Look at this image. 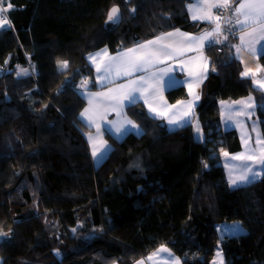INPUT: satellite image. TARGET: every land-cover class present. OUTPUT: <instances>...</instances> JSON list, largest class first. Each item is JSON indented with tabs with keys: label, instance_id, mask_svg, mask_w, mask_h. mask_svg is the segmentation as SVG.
I'll use <instances>...</instances> for the list:
<instances>
[{
	"label": "trees",
	"instance_id": "obj_1",
	"mask_svg": "<svg viewBox=\"0 0 264 264\" xmlns=\"http://www.w3.org/2000/svg\"><path fill=\"white\" fill-rule=\"evenodd\" d=\"M192 1L5 2L11 27H0V233H14L0 240L1 264H133L161 246L182 264H213L218 243L222 264H264V174L231 187L222 161L242 147L238 132L222 125L220 100L254 95L264 134V91L241 76L236 23L235 34L224 29L228 39L206 49L199 138L192 124L170 128L135 103L127 111L141 131L106 132L110 147L97 162L80 115L85 91L96 87L89 54L176 28L213 27L191 18ZM114 5L122 23L109 31L104 22ZM63 60L66 69L58 67ZM260 60L264 67V53ZM21 70L27 74L18 76ZM167 96L177 102L188 93L179 86ZM234 221L245 231L219 232V223Z\"/></svg>",
	"mask_w": 264,
	"mask_h": 264
},
{
	"label": "crops",
	"instance_id": "obj_2",
	"mask_svg": "<svg viewBox=\"0 0 264 264\" xmlns=\"http://www.w3.org/2000/svg\"><path fill=\"white\" fill-rule=\"evenodd\" d=\"M195 2L196 0H193L189 5H193ZM212 15L219 16L217 14L216 9L212 10ZM213 27L208 28L202 32H193L181 28H176L166 31L164 33H160L150 39H147L141 43L135 44L121 51L112 53L108 50V48L104 47L91 53V54H97L96 62L95 63L90 62L95 73L96 87L92 90L88 89L85 91L87 97V105L84 108V110L86 108L89 109L88 115L91 116L93 120L96 121V123L100 124V135L99 137L96 138L98 146H100L101 141L106 142L107 145H109L108 139L106 138V132H110L112 135H114L117 138H122L129 131L138 132L137 130L131 129L130 126L126 125L125 127L128 128L129 130L126 131L124 135L120 136L114 132V125L108 124L109 121L122 123L125 119H128L131 120L135 125L139 126V124L135 122V120L128 114L127 108L129 105L126 101L124 102L123 107H121L120 105H117L114 102L107 99V97H98V98H93L92 103L90 104L88 94L106 93L108 94V96H115V95L122 96L128 91V89L126 88L121 89L120 88L121 85L127 84L130 79H137L138 77L141 76L147 78L151 72L157 71L158 69H171V70L168 72L167 75L163 76L160 79L159 91L155 95L150 94L149 91H145L143 96L138 95V99L136 103H143L147 111L152 116L161 119L170 128H176L181 125L192 124L195 128L196 134H197V128H199L200 130L199 134H202L196 107L199 100L202 97L203 85L207 79L210 70V59L206 53L208 44L207 41L194 42L190 40L189 37L201 36L205 32L211 31ZM251 31H252L251 27H241L240 25H237V40L235 42V46L238 45L241 46L242 51L241 54L237 56L236 47H235V55L241 61L243 68L242 72L245 70V67L251 69L253 72L256 71L258 65L264 68L260 60V56L264 53V48H262V46H264V41H258L254 43L253 46L257 49L255 58L253 57V54L249 51L248 47L246 45L241 44L240 36L243 35L244 33H248ZM166 33H185L189 35L182 36L177 34L172 37H165ZM224 36L225 33L223 31L222 35L220 36V39H223ZM157 37H164L163 39L158 41L159 45H172L174 48L183 52V55H173L171 57L161 56L160 59L163 62L158 65H155L154 67L148 68L147 71L135 72L132 77L109 75V78L104 80L103 83L100 82L99 77L104 73L103 72L98 73L96 71L97 64L101 68H104L109 63L110 57H115L117 56L118 53L124 52L130 48H135L137 45L143 44L147 41L156 40ZM154 47L155 46H149L148 49L136 53H130L129 55H143L145 52L152 50ZM101 50H106V55L101 54ZM190 73L192 75H190ZM255 79L264 80V71L256 73ZM152 83L153 86H155V81H153ZM179 86H184L186 88L188 97L186 99H182L177 102H170L167 96L168 90ZM254 86L258 89H261L257 87L255 84ZM110 90H119V91L110 92ZM261 90L264 91V89ZM196 96H198L199 99H196ZM145 100H147V103L145 102ZM150 108L155 109L156 110L155 113L151 112ZM219 108L221 114V121L224 129L226 130L235 129L238 132L241 140V147H242L241 150L232 154L237 155L240 154L242 151H244V149L245 150L247 149L248 154H251L252 156V159L249 160L248 164L250 167L253 168L254 164H257L258 162L257 158L255 159L254 156V154H256V146L253 143V140L255 139V137H258V135L259 138H261V134L264 138L262 125L258 114V105L256 102V98L254 97V95L250 94L236 100H228V99L220 100ZM169 119L178 120L181 122V125H170L168 123ZM83 120L89 127H91L90 131L88 132V135L91 134L92 136L95 137L96 136L95 125L89 123L87 117H83ZM186 121H190V122L186 123ZM139 129L141 131L140 126ZM90 144L92 147L91 141ZM108 150L107 152L104 153L101 159L106 156ZM101 159L96 161L99 162ZM260 168H262V165L255 167L257 172H259ZM161 247H159L153 253L149 254L147 257H142L138 259L133 264H138V262L140 261H143V264H176V260L174 258H178L180 264H182L180 257L176 255L171 248L167 246H163L169 249V252H159L158 250ZM149 257H152V259H148ZM221 261L223 263L224 259H221ZM221 261L219 264H221ZM110 264H119V263L118 261H114Z\"/></svg>",
	"mask_w": 264,
	"mask_h": 264
},
{
	"label": "snow or ice",
	"instance_id": "obj_3",
	"mask_svg": "<svg viewBox=\"0 0 264 264\" xmlns=\"http://www.w3.org/2000/svg\"><path fill=\"white\" fill-rule=\"evenodd\" d=\"M191 14L193 20H203L207 21L209 24L214 25L211 31L205 32L201 36H191L190 40L194 42L207 41L209 47L214 46L218 43H224L228 38L224 36L223 39H220L224 29L222 28L223 24H231L233 18H235V23L241 27H251L252 31L244 33L240 36L241 44L246 45L249 51L253 54L255 58L257 49L253 46L254 43L258 41H264V0H239L238 3L234 4V0H196L193 5L186 6ZM8 8L11 9L12 5L9 4ZM222 10L224 12L231 11V15L222 19L221 16H213L212 10ZM3 10H0L2 12ZM135 12V9H131ZM122 20L120 10L118 7H112L108 13L106 24L119 25ZM5 28H10L11 25L4 23ZM256 26V27H253ZM188 36L189 34L185 33H166L165 37H172L174 35ZM164 37H157L156 40L147 41L143 44L137 45L135 48L127 49L124 52H120L115 57L109 58V63L101 68L98 64L96 65V71L98 73L103 72L104 74L99 77L101 83L104 80L109 78V75L115 76H125L132 77L135 72L147 71L148 68L154 67L162 63L160 59L161 56L171 57L173 55H183V52L174 48L172 45H159L158 41ZM149 46H155L152 50L145 52L143 55H129L130 53L140 52L142 50L148 49ZM236 47V54L239 56L241 54V46ZM264 48V46H262ZM101 54L106 55V50H101ZM88 59L90 62L95 63L97 59V54H89ZM58 67L61 69H66L68 67L67 61H58ZM171 69H158L157 71L151 72L150 75L145 78L144 76L138 77L137 79H130L127 84L121 85V89H128V91L120 96H108L106 93H89V103H92L93 98L98 97H107L110 101L114 102L117 105L123 107L124 102L126 101L129 106H132L136 103L139 96H143L145 91H149L150 94L155 95L159 91L160 79L167 75ZM264 71V68L257 66L256 71L253 72L251 69L245 67V70L241 73L243 78H250L252 82L259 88L264 89V80L255 79L256 73ZM26 70H21L17 73L18 76L26 75ZM190 75H192L190 73ZM153 81H155V86H153ZM67 83V82H66ZM88 81H83L80 85L81 89L86 88ZM119 91V90H110ZM196 99H199L196 96ZM251 99V98H249ZM147 103V100H145ZM174 107V106H173ZM150 111L155 113V109L150 108ZM89 109H85L80 115L81 117H87L88 122L92 123L96 127V136L88 135V139L92 142L91 155L94 160H99L107 152L110 147L106 142L101 141L100 146L97 144V137L100 135V124L96 123L91 116L88 115ZM190 121H186L188 123ZM168 123L170 125H181V122L178 120L169 119ZM109 125H114V132L120 136L124 135L129 129L125 126H130L131 129H135L138 132L140 131L139 126L135 125L131 120L125 119L121 122H108ZM182 126V125H181ZM112 130V129H109ZM199 128H197V137L199 138ZM259 135L257 137V144H260ZM225 156H228V153H224ZM236 160H250L252 157L245 156L244 153L238 154L233 157ZM258 163L264 166V157H262ZM207 167V165H205ZM259 177V173L254 171L252 167H245L243 169V174L232 178L230 177V185L239 187L243 184H250L254 182ZM242 231V226H240ZM9 239L7 233H0V240ZM159 252H169V249L166 247H161ZM148 259H152L149 257ZM176 264H180L178 258H174ZM138 264H143V261L138 262ZM222 264V261H221Z\"/></svg>",
	"mask_w": 264,
	"mask_h": 264
},
{
	"label": "rangeland",
	"instance_id": "obj_4",
	"mask_svg": "<svg viewBox=\"0 0 264 264\" xmlns=\"http://www.w3.org/2000/svg\"><path fill=\"white\" fill-rule=\"evenodd\" d=\"M0 8L2 9L1 5H0ZM5 22L8 23L6 18H4L2 16V13L0 12V27H4L3 25H4ZM199 137H200V134H199ZM259 139L261 141L260 144H257V137H255V139L253 140V143L256 146V154H254V156H255V159L257 158L258 161L262 157H264V138H263L262 134H261V138H259ZM241 153H244L245 156L252 157L251 154H248L247 149L246 150L244 149V151H242ZM237 155H233L232 153H228V156H225L223 154L222 161H223V165L224 166L226 165L225 166V170L227 168L226 174H227L228 181H229L230 177L235 178V177L243 174V169L245 167L249 166V164H248L249 160H243L242 161V160L233 159V157H235ZM224 158H225V160H224ZM257 166H260V164L258 162H257V164H254V166H253V170L254 171H256L255 167H257ZM258 173H259V177L256 180L260 179L263 176V174H264V166H262V168L259 169ZM229 184H230V182H229ZM243 185H246V184H243ZM240 186H242V185H240ZM231 187H235V186H231ZM240 226H242V229H243L242 232H244L245 228L238 221H234L232 223H226V222L219 223L218 230H219V232L221 234H223L225 232L236 234V233L241 232ZM221 259H224V255H223V252H222V249H221V245H220V243H218L217 247L215 248V252H214L213 258H212L213 264H219ZM1 263H2V261H1V258H0V264Z\"/></svg>",
	"mask_w": 264,
	"mask_h": 264
},
{
	"label": "water",
	"instance_id": "obj_5",
	"mask_svg": "<svg viewBox=\"0 0 264 264\" xmlns=\"http://www.w3.org/2000/svg\"><path fill=\"white\" fill-rule=\"evenodd\" d=\"M112 7H118L119 10H120V14H121V16H122L121 8H120L118 5H114V6H112ZM112 7H111V8H112ZM111 8H110V9H111ZM110 9H109V11H110ZM109 11H108V13H109ZM107 16H108V14H107ZM106 21H107V17H106V20H105V22H104V28H105L106 30H109V31H112V30L117 29V28L121 25V23H122V20H121V22H120L119 25L117 26V25H111L110 23H109V24H106ZM71 78H72V76H70L69 78H67L66 81L69 82V81L71 80ZM4 233H7V234L9 235V237H10V236L13 235L14 230L6 231V232H4Z\"/></svg>",
	"mask_w": 264,
	"mask_h": 264
},
{
	"label": "built area",
	"instance_id": "obj_6",
	"mask_svg": "<svg viewBox=\"0 0 264 264\" xmlns=\"http://www.w3.org/2000/svg\"><path fill=\"white\" fill-rule=\"evenodd\" d=\"M7 0H0V5H1V7H2V10L4 11L5 9H6V4H5V2H6ZM5 12V11H4ZM228 12H226V14H227ZM236 24H235V22H234V20H232V23L229 25V24H227V25H223V29H227V30H229V31H233L232 33H234L235 34V26Z\"/></svg>",
	"mask_w": 264,
	"mask_h": 264
}]
</instances>
